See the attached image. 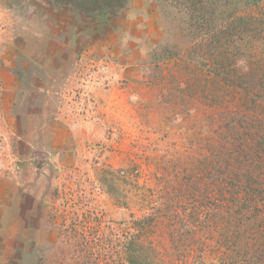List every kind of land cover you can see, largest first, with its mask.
<instances>
[{"label":"rangeland","instance_id":"obj_1","mask_svg":"<svg viewBox=\"0 0 264 264\" xmlns=\"http://www.w3.org/2000/svg\"><path fill=\"white\" fill-rule=\"evenodd\" d=\"M232 1L0 0V264L264 260V0Z\"/></svg>","mask_w":264,"mask_h":264},{"label":"trees","instance_id":"obj_2","mask_svg":"<svg viewBox=\"0 0 264 264\" xmlns=\"http://www.w3.org/2000/svg\"><path fill=\"white\" fill-rule=\"evenodd\" d=\"M207 1H210V0H207ZM213 1L214 0H212V2ZM236 1L238 2V0ZM236 1L230 2V5L228 6V8L231 10L233 5L234 7L231 10V13L229 15L236 13L237 11ZM239 1L240 2L244 1L247 5H256L258 2L262 0H239ZM46 2L49 3L55 9L63 10L64 13L62 14L65 15L66 18L68 19V20H65L66 22L74 24V25L76 24L77 28H79L80 26L81 29H85L87 32L96 31V30L100 32L101 30H103V28L110 23L111 19L117 16V14L122 9H124L128 4L127 3L128 0H46ZM201 2L202 0H199V3L203 4ZM230 10H225V11H230ZM202 26L205 27L207 33H209L210 31L209 26H212V25H211V22L209 21L207 22L202 21ZM162 60H164V58L162 57L157 58L155 61V66H158L156 62L162 61ZM230 198H233V197H230ZM139 221L141 220H138V222ZM141 232L142 230L140 231V229H139V232L137 230L136 233H134V230H133L132 233H130V235L131 236H133L134 234L140 235ZM251 240H252V244L257 249H259L261 246L264 245V243H262L261 240H258L254 237ZM126 252H127L126 253L127 254L126 256L127 264H145L144 261H139V260L135 261L134 259L135 256L133 255L134 251L133 249H131V247L128 246V249ZM84 258H85V255L84 257H80V256L75 257L76 262H81V263L84 262ZM258 260L260 261L258 264H261V262L264 261L261 258H259ZM61 263L62 262L60 260L59 264ZM237 263H238V260L234 259L233 263H230V264H237ZM192 264H214V263L198 260ZM254 264H257V261Z\"/></svg>","mask_w":264,"mask_h":264}]
</instances>
